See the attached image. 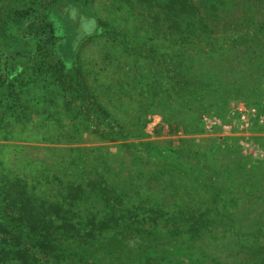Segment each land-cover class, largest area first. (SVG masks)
Listing matches in <instances>:
<instances>
[{
  "label": "rangeland",
  "instance_id": "374dc122",
  "mask_svg": "<svg viewBox=\"0 0 264 264\" xmlns=\"http://www.w3.org/2000/svg\"><path fill=\"white\" fill-rule=\"evenodd\" d=\"M75 1L86 12L91 9L93 29L78 28L82 17L73 6H70L68 15L60 10L63 7H59L54 10L60 32L55 28L57 36H43L37 49L36 41L43 33L34 35L29 30L42 29L39 26L51 20L49 8L45 6L43 9L37 7L38 12L30 9L27 13L10 18L3 33H0V215H5L10 234H18L25 241L33 253L32 264H50V249L38 245V241L42 240L38 237L40 234L47 237L52 234L42 229L48 219L47 215L42 216L46 209L43 206L52 210L54 205H61L70 223L80 224L79 220L84 221L85 214L81 213L76 218L73 211L68 212L71 209L69 202H60L58 192L61 183L87 176L89 167L93 166L103 179L112 183L115 191L133 189L137 192H127L132 197L125 195L122 208L127 209V200L131 199L132 206L143 211L139 217H148L149 210L162 212L161 217L157 218V227L162 229L169 228L172 213L189 209L196 216L197 212L206 211L210 220L205 223L201 238L193 236L191 239L192 244L204 249L193 252L198 256L197 264H220L225 260L228 261L226 264H235V257L228 253L225 242L229 238L235 242L237 212L245 214L244 221L248 223L251 211L257 209L258 204L254 196H247L244 191L248 184L246 179L249 180L248 176L264 178V107L261 108L258 102L261 98V105L264 106V87L261 90L251 87L239 91L235 84V80H241L240 74H237L239 72L236 71L230 78L226 73H220V78L209 71V76L216 74L215 79L206 78L209 81L205 82V87L186 93L188 102L184 97L185 106L175 107L169 97L167 104L175 108L178 117V121L171 124L162 115L168 109L159 110L156 106V102L163 97L158 88L148 87V98L139 102L141 105L144 103V107L136 103L134 108L125 106L128 99L121 97L118 100L114 97V89H110L106 104L111 113L118 115L121 111L120 117L126 129L139 130V136L102 140L77 132L76 106L66 101L69 93L65 88L69 86L59 81L56 78L58 72L48 65L58 57L51 41H61L60 55L68 64L73 56L70 41L73 40L72 36H78L77 28L86 33L94 30L95 24L99 23L100 30L95 34L91 32V36L84 40L86 43L79 45V50L84 57V67L89 69L87 82L97 83L92 79V70L98 72V79L107 85L109 79H116L114 63L119 48L126 46V41L136 42L145 35L148 17L141 18L144 0ZM153 1L149 0V3L152 5ZM261 1L241 0V4ZM29 5V0H5V7L2 8L12 16L13 9H23ZM228 17L229 23L235 20L240 31L242 22L247 21L243 20V16L235 18L230 14ZM155 33H148L151 44L146 45H151L159 56L163 54L160 56V66L168 70L173 64L171 60L177 42L172 31L159 30ZM222 67L226 69V66ZM141 70L147 71L148 68L142 66ZM105 72L108 77L103 75ZM152 78L153 74H147L141 77V81ZM73 119L74 122H71ZM71 132L76 133L69 137L67 134ZM121 142L141 144L132 150L140 152L141 162L149 163L145 167H136L137 164L127 157L128 153ZM200 161L206 164L205 167L201 166L205 172L206 167L211 166L221 174L220 181L228 187V195H215L191 188V176H186V173L199 170L196 165ZM154 162H167L165 170L160 173ZM178 163L186 166L184 175L179 174L178 170L171 173L175 167H179ZM240 179L244 193L239 189ZM39 205L42 210H39ZM81 208L82 204L76 206L79 212ZM157 211H151L152 216ZM34 217H39V220L34 221ZM219 218L226 221L229 227L225 224L221 226ZM53 220H59L58 224L63 222L60 214ZM154 241L158 242V238ZM141 245L146 246V239L142 240ZM181 261L182 264L186 263L189 258L183 255Z\"/></svg>",
  "mask_w": 264,
  "mask_h": 264
},
{
  "label": "trees",
  "instance_id": "16d2710c",
  "mask_svg": "<svg viewBox=\"0 0 264 264\" xmlns=\"http://www.w3.org/2000/svg\"><path fill=\"white\" fill-rule=\"evenodd\" d=\"M144 1L141 5V18L148 17L144 28L145 35L136 42L126 41V46L122 45L123 47L119 48L114 63L116 79L108 78L107 85L98 79L100 76L98 72L92 70V79L97 83L92 84L86 80L89 69L84 67V57L80 54L79 45L85 44L84 40L91 36V32L95 34L101 26L97 23L94 30L90 31L94 25L91 22L93 17L91 9L86 12L75 0H29V6L13 9L12 16L7 14L8 11H3L5 0H0V33H3L6 25L9 24L10 18L27 13L30 9L38 12V9L46 6L49 8L48 16L51 20L48 19L44 26H39L42 29L29 30L34 35L43 33L35 44V47L39 49L38 45H41L43 36H57V32H60L56 9L63 7L64 9L60 10L68 15L67 13L71 12L70 6H73L76 12L80 13L82 20L78 28L81 27L84 30L90 28V30L85 33L77 28L78 36L71 37L73 40L70 41V46L73 56L68 64L60 55L61 41L57 39L51 41L58 57L48 65L58 72L56 78L69 86L65 88L69 93L66 101L67 104L76 106V120H70L77 122L79 130L76 131L102 140H123L140 134L139 130L126 129L125 122L120 117L121 111L118 115L111 113L106 104L110 89H114V97L118 100L121 97L128 99L129 102L124 103L125 106L134 108L136 103L139 107H144L145 104L141 105L139 102L148 98L146 94L148 87L158 88L163 93V97L156 102V106L159 110L168 109V112H163L162 115L163 119L171 124V122L176 123L178 117L174 112L175 108L167 104L169 97L173 100L175 107L185 106L184 97H187L188 102L186 93L202 89L209 81L206 78L211 77L214 80L216 74L219 76L220 73H226L230 78L236 71L239 72L237 74H240L241 80H235L239 91L251 87H258L261 90L264 87L263 0L257 4H244L245 2L241 4V0H154L152 5L149 0ZM230 14L235 15V18L243 16V20H247L242 22L241 31L235 24V20L233 23L228 22ZM187 18L189 19L185 20ZM55 28H57L56 33ZM159 30L172 31L175 43L177 42L171 60L173 64L168 70L165 66L163 68L160 66V56L163 54L160 53L159 56L151 45H146V43L151 44L150 37L147 38L148 33L156 32L157 34ZM99 55H104V52ZM163 59H165L164 56ZM221 65L226 66V69ZM142 66L148 70L142 71ZM209 71L216 74L212 73L209 76ZM147 74H153V78L142 82L141 77ZM103 75L106 76L107 73ZM173 95L176 98H172ZM258 102L263 108L261 98ZM75 133L71 132L67 135L72 137ZM121 145L125 147L130 161L137 164L136 167H145L149 163L141 162L140 152L132 150L136 148V145L141 144L121 142ZM178 164L179 167H175L171 173L178 170L179 174L184 175L186 166L183 163ZM153 165H156L158 171L162 173L167 162L164 164L154 162ZM203 165L206 166L200 161L196 165L199 170L186 173V176H191L189 182L191 188L195 191L213 192L215 195H228V187L220 181L221 174L211 166V168L206 167L205 172L201 168ZM89 169L90 173L87 176H79L71 182L61 183L58 192L61 195L60 202L63 200L69 202L68 207L72 210L68 212L73 211L76 218H79L81 213L85 214V222L78 219L80 224L70 223L68 216L62 212L61 205H54L52 210L43 206L46 209L42 216L47 215L48 219L45 220L46 223L44 222L42 229L49 230L52 234L51 237L40 234L38 237L42 240L38 241V245L50 249V264H182L183 255L189 258V261L183 264H197L198 256L193 252L196 249V251H204V249L202 246L196 247L192 244L191 239L193 236L201 238L203 227L210 220L206 211L197 212L196 216L191 214L189 209L172 213L169 228L162 229L157 227V218L161 217L162 212L149 210L148 217L144 215L139 217L143 211L133 207L131 199L127 200L129 203L127 209L122 208L127 192L132 194L137 192L133 189L115 191L112 183L103 179L95 167L90 166ZM248 177L249 180L246 179L248 184L244 191L247 196H254L257 199V209L254 208L251 211L248 223L244 221L245 214L237 212L235 242L229 238L225 242V247L228 253L235 257V264H264V178L263 176ZM238 182H241L239 189L244 193L242 180ZM128 196L132 197L131 193ZM80 204L82 208L79 212L76 206ZM39 206V210H42V206ZM151 211H157V214L152 216ZM23 213L29 214L27 211ZM59 214L63 221L61 224H58L59 220L57 222L53 220L58 218ZM4 219L5 215H0V264H32V251L18 234H10V227ZM40 219L44 220V218ZM188 219L190 220L185 224L184 222ZM38 220L39 217H34V221ZM218 221L221 226L225 224L229 227L223 219L219 218ZM157 238L158 242H155ZM145 239L146 246H142L141 242ZM190 246L194 249L190 250ZM226 263H228L227 260L220 262V264Z\"/></svg>",
  "mask_w": 264,
  "mask_h": 264
},
{
  "label": "built area",
  "instance_id": "2783aa9c",
  "mask_svg": "<svg viewBox=\"0 0 264 264\" xmlns=\"http://www.w3.org/2000/svg\"><path fill=\"white\" fill-rule=\"evenodd\" d=\"M243 115H241V117H242Z\"/></svg>",
  "mask_w": 264,
  "mask_h": 264
}]
</instances>
